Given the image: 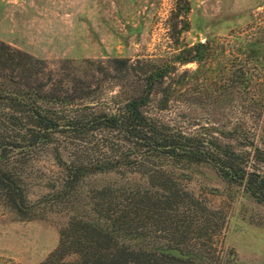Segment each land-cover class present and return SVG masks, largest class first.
<instances>
[{"label": "rangeland", "instance_id": "374dc122", "mask_svg": "<svg viewBox=\"0 0 264 264\" xmlns=\"http://www.w3.org/2000/svg\"><path fill=\"white\" fill-rule=\"evenodd\" d=\"M188 5L179 38L191 43L209 37L225 50L206 65V78L191 74L190 86H203L212 96L225 83L227 67L240 65L251 72L253 90L217 96L214 117L180 98L169 100L159 117L187 131L208 120L226 123L249 107L250 97L264 94V0ZM172 11L173 0H0V39L51 67L71 58L80 73L83 57L168 55ZM195 67L188 61L178 70ZM22 139L27 144L30 138ZM78 160L82 169L70 182ZM0 170L16 179L23 194L15 205L0 191V264L75 261L74 252L52 251L59 240L66 242L65 233L80 230L81 221L121 232L115 245L175 247L182 253L177 264H264V202L224 182L206 162L145 150L114 133L54 130L42 143L9 150Z\"/></svg>", "mask_w": 264, "mask_h": 264}, {"label": "trees", "instance_id": "16d2710c", "mask_svg": "<svg viewBox=\"0 0 264 264\" xmlns=\"http://www.w3.org/2000/svg\"><path fill=\"white\" fill-rule=\"evenodd\" d=\"M188 9V0H173L168 36L174 46L168 55L157 59L83 57L80 62L85 68L80 73L71 58H63L51 67L44 58L0 39V158L14 148L44 142L54 130L102 131L117 134L145 150L171 154L177 160L206 162L224 182L239 186L264 202L262 92L257 98L249 96V107L244 105L246 110L243 108L241 114L220 125L208 120L187 131L159 117L168 101L177 98L214 117L217 96L223 94L229 99L233 93L244 95L253 90L251 72L240 65L227 67L223 72L225 83L214 88L212 96L203 86H190L191 74L198 72L206 78V65L215 52L225 50L222 43L217 44L209 37L191 43L179 38L180 32L187 28ZM253 52L249 49L248 56L252 57ZM188 61L195 62L196 67L178 70V65ZM9 128L15 130L12 135ZM26 134L30 138L27 144L22 139ZM7 136L11 140H6ZM76 163L68 173L70 182L77 179L82 169L81 160ZM101 163L94 167H102L104 162ZM0 191L12 204L22 201L16 179L3 170H0ZM74 230L65 233L66 242L59 240L52 252H74L77 257L75 261L59 264H121L127 260L137 264H177L181 259L161 251L160 244L146 250L115 245L114 239L121 232L96 223L81 221L80 230Z\"/></svg>", "mask_w": 264, "mask_h": 264}, {"label": "water", "instance_id": "95a60500", "mask_svg": "<svg viewBox=\"0 0 264 264\" xmlns=\"http://www.w3.org/2000/svg\"><path fill=\"white\" fill-rule=\"evenodd\" d=\"M160 250L163 252H168L176 256L182 255V253L175 247H162L160 248Z\"/></svg>", "mask_w": 264, "mask_h": 264}]
</instances>
